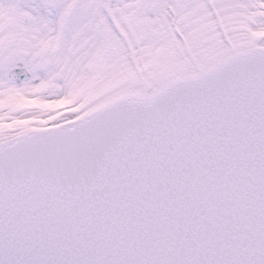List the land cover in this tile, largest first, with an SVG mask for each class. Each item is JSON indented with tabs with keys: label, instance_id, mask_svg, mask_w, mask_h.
Returning <instances> with one entry per match:
<instances>
[{
	"label": "snow or ice",
	"instance_id": "snow-or-ice-1",
	"mask_svg": "<svg viewBox=\"0 0 264 264\" xmlns=\"http://www.w3.org/2000/svg\"><path fill=\"white\" fill-rule=\"evenodd\" d=\"M0 264H264V0H0Z\"/></svg>",
	"mask_w": 264,
	"mask_h": 264
}]
</instances>
